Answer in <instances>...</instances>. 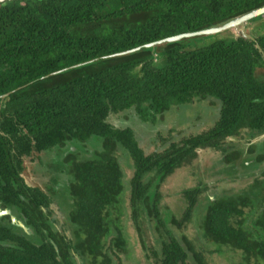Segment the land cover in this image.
<instances>
[{"label": "trees", "instance_id": "16d2710c", "mask_svg": "<svg viewBox=\"0 0 264 264\" xmlns=\"http://www.w3.org/2000/svg\"><path fill=\"white\" fill-rule=\"evenodd\" d=\"M263 5L264 0L0 2V95L10 92L0 97V208L9 210L0 215V264H114L128 258L118 151L131 160L128 207L145 264H208L185 234L165 225L181 230L190 222L206 186L182 190L179 217L161 216L158 187L200 149L220 152L226 173L264 161L254 145L233 142L248 132L264 134V59L254 45L264 53V32L253 34L255 40L238 33L204 44H194V36L142 45L218 26ZM259 17L264 13L247 23ZM136 46L142 47L111 55ZM206 99L218 105L214 122L160 151L146 153L131 126L108 121L110 114L133 110L141 121L153 122L173 105ZM91 137L99 148L82 157L75 144ZM53 147H66L59 167L69 233L57 227L49 193L28 184L23 174L26 157ZM253 176L239 192L207 196L198 218L201 237L212 247L208 252L235 253L240 264L264 261V168ZM143 213L154 219L155 246L143 240Z\"/></svg>", "mask_w": 264, "mask_h": 264}, {"label": "rangeland", "instance_id": "374dc122", "mask_svg": "<svg viewBox=\"0 0 264 264\" xmlns=\"http://www.w3.org/2000/svg\"><path fill=\"white\" fill-rule=\"evenodd\" d=\"M247 31L253 34L264 32V18L255 22L246 23ZM239 33V27L227 29L215 34H206L194 37V44H204L215 38H230L233 34ZM218 114V105L210 104L206 100H194L190 103L173 105L162 115H157L153 122H143L133 110H126L117 114H110L108 121L117 126H131L136 134L140 146L146 153L160 151L166 148L170 142H178L182 137L198 133L207 129L215 120ZM247 133L243 137L233 140L236 147H247L254 145V154L264 152V134ZM81 156L90 155L91 152L99 148L95 137H91L86 142H76L75 144ZM65 148L53 147L43 151L41 154H33L25 158L24 177L28 184H37L47 191L53 199L51 209L56 219V225L59 229H64L69 233L66 222L67 192L65 191L62 180L65 177L60 171V161L65 154ZM79 154V155H80ZM123 175H124V214L122 223L125 235L128 239V258L120 257V262L114 264H145L143 258V248L137 235L135 227L130 218L129 200V179L132 175L131 160L123 152L118 151ZM221 154L211 149H200L196 158L187 165L176 169L171 175L160 183L158 187L160 199L158 207L162 217L174 215L179 217L184 208L185 202L182 197V190L189 187L200 185L206 186L199 196L198 206L195 208L192 219L181 230L175 228L172 224L165 222V225L171 231L180 235L185 234L195 245L198 250L205 253L208 264H240L239 257L235 253L223 252L222 254L209 253L211 246L201 237L198 228V218L203 213V207L207 202V196L239 192L252 181L253 173L264 168V161L258 167H241L237 165L234 171L226 173V166L221 163ZM246 164V163H245ZM257 168V169H256ZM151 174L146 176L150 178ZM254 177V176H253ZM56 182H55V181ZM155 180H152L154 185ZM63 189V190H62ZM65 191V193H64ZM200 220V218H199ZM142 237L146 245L155 246L157 231L154 227V219H150L145 213L141 215ZM65 223V224H64ZM81 263V261L79 262ZM264 264V261H259Z\"/></svg>", "mask_w": 264, "mask_h": 264}, {"label": "water", "instance_id": "95a60500", "mask_svg": "<svg viewBox=\"0 0 264 264\" xmlns=\"http://www.w3.org/2000/svg\"><path fill=\"white\" fill-rule=\"evenodd\" d=\"M2 1H5V0H0V2H2ZM263 13H264V5L259 7V8L254 9V10H251V11L245 13V14H242V15H240L238 17H235V18H233V19H231V20H229V21H227V22H225V23H223L221 25L210 27V28H207V29L199 30V31L185 32V33H179V34L171 35V36H168V37L161 38L159 40H155V41H152V42H149V43H145L142 46L143 47H153L155 45H158V44H161V43H165V42L177 41V40H180V39H183V38H187V37H194V36H200V35H206V34H215V33H219V32H222L224 30L232 29V28H236V27H239V33L243 37L251 39V40H255L254 37L247 31L246 23L250 19H253L254 17L259 16V15H262ZM254 45L258 49V51L261 53V56L264 59V53H263L261 47L259 46V44L255 42ZM142 46H136L134 48H131V49H128V50H123V51H120V52H117V53H113L111 55L125 54V53H128V52L137 50V49H139ZM79 64H82V63H79ZM79 64H75L73 66H77ZM73 66H71V67H73ZM9 93L10 92L2 94V95H0V97L3 98L5 96H7ZM6 212H7V210H0V214L6 213ZM11 219L13 221L15 220L14 217H12Z\"/></svg>", "mask_w": 264, "mask_h": 264}, {"label": "flooded vegetation", "instance_id": "af4514ba", "mask_svg": "<svg viewBox=\"0 0 264 264\" xmlns=\"http://www.w3.org/2000/svg\"><path fill=\"white\" fill-rule=\"evenodd\" d=\"M0 210H7V212H6V213L0 214V215H5V214H7V213L9 212V210H8V209H4V208H3V209H1V208H0ZM11 218H12V217H11Z\"/></svg>", "mask_w": 264, "mask_h": 264}]
</instances>
